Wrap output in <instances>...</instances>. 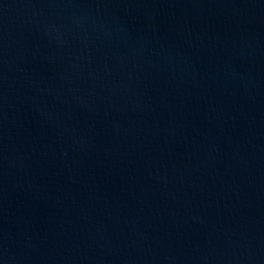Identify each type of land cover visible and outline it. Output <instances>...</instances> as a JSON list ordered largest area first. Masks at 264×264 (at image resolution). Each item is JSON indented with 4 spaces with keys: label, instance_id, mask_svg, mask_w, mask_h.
<instances>
[{
    "label": "water",
    "instance_id": "95a60500",
    "mask_svg": "<svg viewBox=\"0 0 264 264\" xmlns=\"http://www.w3.org/2000/svg\"><path fill=\"white\" fill-rule=\"evenodd\" d=\"M0 264H264V0H0Z\"/></svg>",
    "mask_w": 264,
    "mask_h": 264
}]
</instances>
